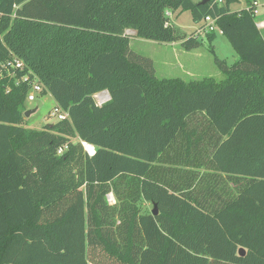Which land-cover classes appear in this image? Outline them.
Instances as JSON below:
<instances>
[{"label": "trees", "instance_id": "16d2710c", "mask_svg": "<svg viewBox=\"0 0 264 264\" xmlns=\"http://www.w3.org/2000/svg\"><path fill=\"white\" fill-rule=\"evenodd\" d=\"M236 2L0 0V68L25 66L0 78V264H264V38ZM184 12L236 52L206 35L223 80L158 79L132 51L128 31L201 47ZM35 79L66 120L22 125Z\"/></svg>", "mask_w": 264, "mask_h": 264}, {"label": "rangeland", "instance_id": "374dc122", "mask_svg": "<svg viewBox=\"0 0 264 264\" xmlns=\"http://www.w3.org/2000/svg\"><path fill=\"white\" fill-rule=\"evenodd\" d=\"M246 2L247 0H238V2L231 6V10L239 11ZM261 4L264 5V0H261ZM263 5L259 8L256 22L264 19ZM172 20L179 34L189 35L200 26L194 22L190 12L176 15ZM261 32L264 36V29ZM127 33L132 36L130 41L132 51L138 56L151 59L158 79H182L189 82L191 80L206 78L220 81L225 78L215 63L212 47L205 37L203 38V45L201 47L187 51L179 43L160 44L155 41L137 38L131 31ZM214 45L215 49H213L216 56L221 60H225L229 65H232L238 59L233 47L222 35H218V39ZM26 107L27 110L38 107V110L30 117H25L22 125L26 128L41 130L46 125L58 122L57 117L53 115L54 108H56L55 101L49 94L38 97L34 103L26 102ZM109 200L111 203H114V198L110 197ZM140 207L143 212H151L153 209L152 205L147 202H142Z\"/></svg>", "mask_w": 264, "mask_h": 264}, {"label": "built area", "instance_id": "2783aa9c", "mask_svg": "<svg viewBox=\"0 0 264 264\" xmlns=\"http://www.w3.org/2000/svg\"><path fill=\"white\" fill-rule=\"evenodd\" d=\"M224 3V0H218V4L222 5ZM262 6L260 1L258 0H251L250 5L247 6V10L252 11L254 13L255 18L258 17L259 14V8ZM264 6V5H263ZM168 16L171 17V13H168ZM200 26L192 33L194 38H204L209 33H215L217 35H223L222 30L219 28L217 24V20L208 16L204 19V21L199 24ZM256 25L259 29H264V19L259 20L256 22ZM25 68L22 61L18 60L17 58H14L12 61L5 63L0 68V78L3 77L4 72H8V75L10 77H14L15 74L13 70H20L22 71ZM30 78V74L23 77L22 81H28ZM17 82H20V80H17ZM43 86L35 79L32 82L31 90L27 96V102L34 103L37 101L38 97L41 96V93L43 91ZM96 101L98 105H102L105 102H107L110 97L107 92L100 93L96 95ZM54 116L57 117L58 121L66 120L68 118L67 113L63 112L58 106L54 108ZM86 151L90 156L94 155L95 148L92 147L90 149V145L84 143L83 144ZM64 148H61L59 150V153H63ZM112 196H109V198ZM113 198V197H112Z\"/></svg>", "mask_w": 264, "mask_h": 264}, {"label": "water", "instance_id": "95a60500", "mask_svg": "<svg viewBox=\"0 0 264 264\" xmlns=\"http://www.w3.org/2000/svg\"><path fill=\"white\" fill-rule=\"evenodd\" d=\"M210 1H212V0H201L199 4H200V5H206V4H208ZM37 110H38V107H35L34 109H29V110H27V111L25 112V117H26V118L30 117V116H31L33 113H35ZM151 213H152V215H154V216H157V215L159 214V210H158V207H157L156 204H153V209H152ZM240 253H241V254H244V251L241 249V250H240Z\"/></svg>", "mask_w": 264, "mask_h": 264}, {"label": "crops", "instance_id": "0c3cea01", "mask_svg": "<svg viewBox=\"0 0 264 264\" xmlns=\"http://www.w3.org/2000/svg\"><path fill=\"white\" fill-rule=\"evenodd\" d=\"M196 1H201V0H196ZM250 2H251V0H247L246 4H245L244 6H242L240 10L247 8V6L249 5ZM262 2H263V1H262ZM260 3H261V0H260ZM262 5H263V4H262ZM231 9H232V8H231ZM240 10H239V11H240ZM175 16H176V15H175ZM175 16H173V17H175ZM173 17H172V18H173ZM262 17H263V16H262ZM172 18H171V21H172V23H173ZM196 29H197V28H196ZM196 29H195V30H196ZM259 30H260L261 35L263 36V33L261 32L262 29H259ZM131 32H133V33L136 35V33H135L134 31H131ZM193 32H194V31H193ZM191 34H192V33H191ZM189 35H190V34H189ZM222 36H223V35H222ZM223 37H224V36H223ZM263 38H264V36H263ZM217 39H218V35H217V38L215 39V41H216ZM215 41L213 42V48H214V49H215V45H214ZM179 45L181 46L180 43H179ZM181 47H182V46H181ZM234 63H235V62H234ZM234 63H233V64H234ZM233 64H232V65H233ZM191 76H193V75L191 74ZM223 79H224V78H223ZM223 79H222V80H223ZM220 81H221V80H220ZM50 96H51V95H50ZM55 106H56V103H55Z\"/></svg>", "mask_w": 264, "mask_h": 264}, {"label": "bare ground", "instance_id": "6f19581e", "mask_svg": "<svg viewBox=\"0 0 264 264\" xmlns=\"http://www.w3.org/2000/svg\"><path fill=\"white\" fill-rule=\"evenodd\" d=\"M92 148V146H90V149Z\"/></svg>", "mask_w": 264, "mask_h": 264}]
</instances>
